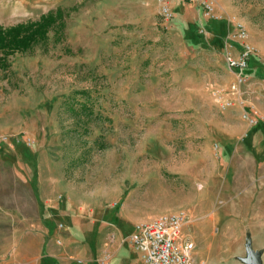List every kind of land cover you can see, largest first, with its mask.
Instances as JSON below:
<instances>
[{"label":"rangeland","instance_id":"1","mask_svg":"<svg viewBox=\"0 0 264 264\" xmlns=\"http://www.w3.org/2000/svg\"><path fill=\"white\" fill-rule=\"evenodd\" d=\"M182 3L187 16L179 18L177 2L165 20L158 0H0L4 28L58 7L64 14L44 40L7 55L0 66V208L19 190L14 176L28 148L22 136L32 129L46 144L52 135L50 154L77 193L104 189L116 197L122 190L129 213L132 191L156 207L167 198L154 200L152 191L166 190L174 209L182 207V185L197 195L190 189L202 186L224 201L225 191L247 190L233 189V176L264 175L251 160L232 168L234 146L264 134V118L252 114L242 94L227 107L214 94L216 88L230 93L233 74L220 40L234 21L264 48V0H230L229 13L218 6L221 18ZM250 69L264 78L261 58ZM244 105L257 125L242 118ZM252 223L251 246L264 251V221ZM218 228L210 226L214 233Z\"/></svg>","mask_w":264,"mask_h":264},{"label":"crops","instance_id":"2","mask_svg":"<svg viewBox=\"0 0 264 264\" xmlns=\"http://www.w3.org/2000/svg\"><path fill=\"white\" fill-rule=\"evenodd\" d=\"M229 1L216 0V3L229 13ZM187 9L180 2L176 13L181 20L187 16ZM247 40L257 48L251 36ZM258 45L260 50L257 48L253 60L259 57L264 61V48ZM246 80L239 87V95L250 104L252 114L264 118V78L249 74ZM38 133L32 129L28 134L33 142L23 151L18 175L14 176L19 190L10 193L13 198H9L6 206L1 201L4 207L0 208V264H142V253L128 240L126 229L179 210L185 213L180 234L193 243L194 264H245L243 251L247 241L250 240L251 246L252 231L256 230L252 222L264 221L263 174L252 178L249 173L233 176L232 188L246 187L247 190L232 195L225 191L224 201H216L217 193L213 197L202 186L190 189L199 191L197 195V192L187 193L182 185V207L174 209L166 190L152 191L154 200L157 194L167 198L163 205L156 207L132 191L131 207L135 210L129 213L130 204L122 198V190L116 197L107 195L104 189L77 193L72 180L63 176L60 170L63 165L50 154L52 145H48L52 135L46 144L44 135L39 137ZM234 152L232 168L242 167L245 161L251 160L259 173L264 171V134L254 132L249 140L234 146ZM237 207L240 213L235 212ZM144 208L150 210L142 211ZM213 224L219 226L216 233L210 229ZM233 229L240 233L235 234ZM254 250L260 252V264H263L264 251Z\"/></svg>","mask_w":264,"mask_h":264},{"label":"built area","instance_id":"3","mask_svg":"<svg viewBox=\"0 0 264 264\" xmlns=\"http://www.w3.org/2000/svg\"><path fill=\"white\" fill-rule=\"evenodd\" d=\"M177 2H188L200 5L208 17L221 18L216 0H158V13L165 20L173 17V7ZM217 10V11H216ZM234 30L228 29L221 36L222 53L227 67L233 74V81L229 85V94L224 96L222 89H215L214 94L221 107H227L232 101L240 100L239 87L247 79L244 69L247 67L249 55L256 54V49L246 42L247 31L243 23L233 22ZM237 53L233 52V49ZM244 118L249 127L259 123V118L250 113V108L244 105ZM23 142L30 146L32 138L23 135ZM185 219L182 210L161 215L153 221L138 222L133 225L128 240L142 253V264H194L192 259L193 243L188 238L181 237L180 230Z\"/></svg>","mask_w":264,"mask_h":264},{"label":"trees","instance_id":"4","mask_svg":"<svg viewBox=\"0 0 264 264\" xmlns=\"http://www.w3.org/2000/svg\"><path fill=\"white\" fill-rule=\"evenodd\" d=\"M64 18L61 8L50 10L40 15L35 21L20 22L9 27L0 26V66H5L6 57L18 51H25L31 46L46 38L47 31L54 26L58 19ZM257 59V58H256ZM253 55L247 58V67L244 73L249 75L253 66ZM249 72V73H248Z\"/></svg>","mask_w":264,"mask_h":264},{"label":"water","instance_id":"5","mask_svg":"<svg viewBox=\"0 0 264 264\" xmlns=\"http://www.w3.org/2000/svg\"><path fill=\"white\" fill-rule=\"evenodd\" d=\"M246 256L242 258L245 264H260V252L258 250H254L249 241L246 242L245 245Z\"/></svg>","mask_w":264,"mask_h":264}]
</instances>
